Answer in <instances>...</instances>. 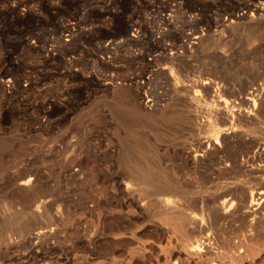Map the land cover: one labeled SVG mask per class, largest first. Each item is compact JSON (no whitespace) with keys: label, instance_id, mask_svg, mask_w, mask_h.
Here are the masks:
<instances>
[{"label":"rangeland","instance_id":"1","mask_svg":"<svg viewBox=\"0 0 264 264\" xmlns=\"http://www.w3.org/2000/svg\"><path fill=\"white\" fill-rule=\"evenodd\" d=\"M261 6L264 0H0V264L37 263L38 246L23 227L35 224L32 197L16 191V180L29 170L43 174L48 204L62 205L67 221V243L44 245L46 261L56 262L71 247L90 255L85 264H101L104 222L133 215L105 205L119 174L132 168L139 144L155 164L164 156L156 125L172 103L166 69L172 53L182 79L191 69L178 64L188 60L198 67L196 76L212 71L226 79L249 72L252 62L259 67L264 50L252 55L248 44L263 42L264 29L227 25ZM221 31L230 47L223 46L235 49L231 65L203 51L204 42L195 44L198 34L209 43ZM71 168L83 176L66 172ZM117 256L131 264L129 249Z\"/></svg>","mask_w":264,"mask_h":264},{"label":"bare ground","instance_id":"2","mask_svg":"<svg viewBox=\"0 0 264 264\" xmlns=\"http://www.w3.org/2000/svg\"><path fill=\"white\" fill-rule=\"evenodd\" d=\"M227 28L264 29V6L235 17ZM223 33L215 34L209 43L204 34H198L195 44L204 42L203 51L231 65L236 60L235 49L223 46L227 43ZM248 46L253 55L264 50V41ZM176 56L172 53L171 65L166 67L173 87L172 103L156 125L164 156L155 164L139 144L132 168L120 173L113 186V200L104 199L105 205L118 211L130 209L133 215L104 222L103 232L99 231L105 245L100 250L101 264H124L117 256L124 249L130 250L131 264H264V64L254 67L257 61L252 62L249 72L226 79L212 71L196 76L198 67L188 60L178 64L183 70L191 69L182 79L173 61ZM66 172L83 176L72 168ZM44 178L29 170L16 180V191L33 201L29 214L35 224L30 230L29 225H22L29 241L38 246L34 258L40 264H85L90 255L73 254L71 247L66 254L59 253L56 262L46 261L44 245L65 246L67 239L65 211L62 205L48 204L49 194L41 188ZM73 204H77L74 199L70 200ZM96 232H91L89 240L97 239ZM26 259L29 262L32 256Z\"/></svg>","mask_w":264,"mask_h":264}]
</instances>
